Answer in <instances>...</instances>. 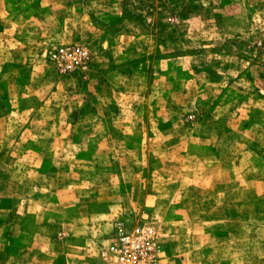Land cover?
Segmentation results:
<instances>
[{
    "label": "rangeland",
    "instance_id": "374dc122",
    "mask_svg": "<svg viewBox=\"0 0 264 264\" xmlns=\"http://www.w3.org/2000/svg\"><path fill=\"white\" fill-rule=\"evenodd\" d=\"M118 224L264 264V0H0V264H112Z\"/></svg>",
    "mask_w": 264,
    "mask_h": 264
},
{
    "label": "built area",
    "instance_id": "2783aa9c",
    "mask_svg": "<svg viewBox=\"0 0 264 264\" xmlns=\"http://www.w3.org/2000/svg\"><path fill=\"white\" fill-rule=\"evenodd\" d=\"M85 58L88 53L82 48L58 53V60L64 65L80 64ZM159 239L160 233L152 225L129 231L118 224L109 261L112 264H160Z\"/></svg>",
    "mask_w": 264,
    "mask_h": 264
}]
</instances>
